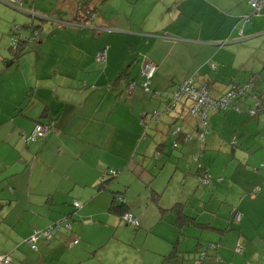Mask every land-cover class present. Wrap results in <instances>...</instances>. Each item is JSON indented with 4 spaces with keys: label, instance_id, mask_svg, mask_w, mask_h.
<instances>
[{
    "label": "crops",
    "instance_id": "obj_1",
    "mask_svg": "<svg viewBox=\"0 0 264 264\" xmlns=\"http://www.w3.org/2000/svg\"><path fill=\"white\" fill-rule=\"evenodd\" d=\"M45 1L50 0L41 2L49 13L44 20L57 24L54 32L43 39L32 30V35L22 33L25 52L19 61L8 63L17 43L9 26L0 24V257L9 255L10 264H116L104 244L92 243L85 233L89 227H105L118 235L120 216L110 207L112 193H119L139 221L134 228L144 227L143 235L152 241L148 252L154 258L148 264H264V114L249 116L253 95L233 102L241 111H210L202 142L188 112L190 101H182L174 122L165 125L168 131L180 122L183 133L194 136L188 143L179 139L181 148H171L173 158L176 153L191 164H175L168 186L175 188L174 205H184L188 223L177 222L170 211L174 205L137 212L122 193L124 186L98 191L105 167L117 172L115 181L119 171L132 176L128 171L135 169L133 151H114L102 143H133L143 128L160 125L141 101L153 111L162 109L179 84L194 79L197 86L206 84L214 98L234 84L251 82L264 103V84L259 87L257 81L260 64L253 66L262 51L264 8L243 26L241 19L252 11L250 0H60L44 7ZM25 4L22 11L11 0H0V12L27 14L40 7L39 0H25L22 9ZM100 50H106V64L97 58ZM145 58L157 66L151 90L159 97L142 89ZM127 81L137 85L131 107L121 99ZM120 107L128 118L117 119ZM47 122L53 123L48 136L28 142L35 126ZM162 136L157 153L165 152L170 137ZM102 153L115 160L103 165ZM30 156L33 162L25 166ZM199 163L215 179L211 187L198 179ZM151 192L159 206L157 192ZM65 216L71 231L41 241L38 251L30 248L26 240L35 229ZM174 244L177 255L168 261ZM210 244L217 248L201 262L198 251Z\"/></svg>",
    "mask_w": 264,
    "mask_h": 264
},
{
    "label": "rangeland",
    "instance_id": "obj_2",
    "mask_svg": "<svg viewBox=\"0 0 264 264\" xmlns=\"http://www.w3.org/2000/svg\"><path fill=\"white\" fill-rule=\"evenodd\" d=\"M34 1L36 2L38 0H34ZM34 1L31 0L32 3H35ZM59 1L60 0H50L48 1L47 4H46L47 1H45L43 3V6L44 7L56 6L58 5ZM41 2L42 0H39L40 7L39 9H37V11L36 9H29L27 14L18 12L16 10H13L14 13H16L15 15L0 12V24H2L3 26L6 25V27L9 26L8 29L12 33L13 39H15L14 41H16L14 42L15 44L20 42L22 33L25 34V36H28L27 32H30L29 35L32 34L33 36L39 35L38 39L41 38L43 39L52 36V32H54L53 27H55L57 24L53 22H46V20H44L48 18L47 15L49 13L45 12L47 10L41 7L42 6ZM25 5L26 8L24 9H22L23 7L21 8V6H16V5H12V6H14V8L25 11L28 7L27 4ZM258 17L259 16L254 17L253 21L258 19ZM34 29L36 30L35 32H33ZM31 30H32V34H31ZM39 32L40 34H38ZM259 43H261V47L259 46V48H261L263 52L261 51L260 52L261 54L256 56L257 60L256 62H254L255 64L253 63L254 64L253 66L260 64L258 70H260V75L262 77H260L259 79L257 78L258 79L257 81L259 82L258 86L260 87L262 84H264L262 82V80H264V70L262 69L264 67V38L262 39V42ZM260 58L262 59L261 63H259ZM121 97H122L121 99H123L122 101L123 104H128L129 107H131L133 101L131 102L130 99L132 98V96H128L127 93L122 92ZM141 103L145 107L144 109L147 110V112L149 113L154 112L153 111L154 109H150L151 105L143 104L142 101ZM166 103L162 107V109H158L157 111H161V110L163 111L164 108L166 107ZM179 105H181V103ZM119 109H120L118 111L119 118L117 119L129 117L127 112L121 110L122 109L121 107ZM175 110L171 111L168 114L166 113L162 114V116L160 117L161 120L160 125L156 126V124H154L152 125L151 129L148 131H146V129L143 128L140 139H137L135 137L134 139L135 141L133 143L130 141L117 142V147H115L114 145L115 142L102 143L103 145H109V146L112 145L114 151L130 152V153H132V151L134 152L132 155V159H133L132 167L135 169H132V171H128L129 173H133L132 176L129 175L128 173H125L122 176V171H119V178L116 179V181L115 179L113 180L114 182H112L110 189H112L113 187L124 186L125 190H121L122 193H126L129 195V198L131 199L130 201L132 202L131 204L134 205L135 210L139 213L140 211H143L144 214L150 213L151 209L154 208L156 209V207H160V206L171 208L175 204V196L173 193L175 191V188L170 189L171 191H169L168 186H169V178L171 174L175 173L176 171L175 164H177L178 166L180 160H182L181 166L183 165L186 166L191 164V161L189 159H184L182 156H178L176 153L174 155L176 158H173L172 157L173 155L171 154L172 143L174 141L172 138V132L177 126H179L180 122L173 125L171 128H169L168 131H165L164 129H166L165 127L166 124L171 125L174 122L173 119L176 116ZM144 112L142 114H144ZM193 120L195 121V125H196L197 119H193ZM114 128L115 127L112 128V132L116 133ZM115 129L121 130L120 126H118ZM156 129H160V133H158ZM166 133L170 136L169 139H167L166 141L167 147L165 152L161 153V155L158 157L156 155L157 146L162 142L161 140L163 139V136L161 137V135L164 134L165 137ZM42 140L40 139L37 142H40ZM22 148L26 149L24 144L22 145ZM177 158H179V160ZM100 159L103 165L108 164L111 161L115 160V158H113L112 155L104 154V153L101 154ZM26 160L27 162H25V166H29L33 162L31 156ZM164 163L166 164L165 165L166 168L161 170V168L163 167L162 165H164ZM109 171L110 170L108 169V167H105L103 171L104 175L108 174ZM152 190H155L161 196L159 201L160 202L159 206L158 203L153 199V192H151ZM166 190L167 192L165 193ZM21 205L22 207L23 206L27 207L26 203H23ZM11 207L13 208V206ZM27 215H29V213ZM118 226H120L118 229V235L115 234L116 233L115 229L109 230L108 228L105 227L103 228L89 227L86 229L85 237L91 240L92 243L104 244L105 247L103 251L105 252V254H109L111 256V260L116 264H148L149 262H151L154 256L151 255V253L148 252V250L152 246L151 243L152 241L150 239H147V237L143 235L142 231L144 230L143 229L141 230V228L144 227L136 229L133 226L126 224L119 218H118ZM114 228L116 227L114 226ZM136 232L139 233L138 235L135 236ZM0 237H2V235H0ZM159 264H177V263H163L161 261L159 262Z\"/></svg>",
    "mask_w": 264,
    "mask_h": 264
},
{
    "label": "built area",
    "instance_id": "obj_3",
    "mask_svg": "<svg viewBox=\"0 0 264 264\" xmlns=\"http://www.w3.org/2000/svg\"><path fill=\"white\" fill-rule=\"evenodd\" d=\"M24 0H11V3L16 6L23 5ZM251 6V13L241 19V23L243 26L248 24L251 19L255 16L261 15V12L264 8V0H250L249 2ZM98 60L105 64L107 62V54L106 50L98 52L97 55ZM157 72V66L155 63L148 59L143 60L142 64V89L144 92L152 94L154 97H159L161 94L159 92H152L151 91V84L152 80L155 77ZM137 89V85L135 82L129 83L127 87V93L133 94ZM254 89V84L251 82L243 83V84H234L231 88L222 96L218 98H214L210 94V89L206 84L197 86L194 82V79H189L181 84H179L176 89L173 91L171 98L166 103V107L162 111H154L151 113V120L158 123L162 114L170 113L174 111L177 106L184 100L190 101L192 105L190 106L188 112L189 115L197 119V125L195 127L196 132L198 133V140L204 141L205 137L207 136L208 130V116L210 111H228V110H235L241 111V109L234 105L233 102L235 100L244 99L247 97ZM255 102L253 106L248 110V114L250 117L255 118L259 114H264V104L260 101L256 95L253 97ZM52 126L46 123H38L35 128L33 129L32 133L28 138V142H35L37 140L43 139L51 132ZM183 131L180 126H177L173 131V136L182 135ZM193 139L192 135L186 134L184 136V143H188ZM178 146L177 142L173 144V147L176 148ZM157 156H160V153H157ZM195 161L199 160L198 155L194 157ZM203 166L199 163V168L201 169ZM264 168V164L262 165ZM203 173L198 176V179L204 183L205 185L211 187L214 184L213 177L206 171L202 170ZM115 174V172H111ZM261 192V188L258 187L253 191V195H258ZM125 201L124 199H121ZM74 209L78 210L81 208L79 202H74ZM121 220L126 224H129L133 227H139V221L131 214L126 213ZM62 229L71 230L72 223L68 216L63 217L61 220L52 223L51 225L47 226L43 229H35L32 235L26 240L30 248L34 251H38V244L41 241H50L54 237V234L61 231ZM78 240L76 239L73 242V245H76ZM210 247L212 249H216L215 244H211ZM240 251V248H238ZM205 253H202V257H205ZM11 258L9 256H1L0 257V264H10Z\"/></svg>",
    "mask_w": 264,
    "mask_h": 264
},
{
    "label": "trees",
    "instance_id": "obj_4",
    "mask_svg": "<svg viewBox=\"0 0 264 264\" xmlns=\"http://www.w3.org/2000/svg\"><path fill=\"white\" fill-rule=\"evenodd\" d=\"M36 30L34 29L33 30V32H35ZM22 43V41L20 40V42L19 43H17V45H15V46H13L12 47V50H13V55H14V57L10 60V61H8V63H11V62H13V61H19L21 58H22V56H23V54H24V52H25V50L22 48L23 47V45L21 44ZM22 45V46H21ZM100 51H103V50H100ZM100 51H98V52H100ZM106 64V63H105ZM132 82H134V81H127V86H126V91H127V87H128V85H129V83H132ZM254 90V89H253ZM135 93V92H134ZM133 93V94H134ZM133 94H128L129 96H132ZM250 95H253V96H255V94H254V92L252 91L248 96H250ZM247 96V97H248ZM247 97H245L244 99H246ZM240 100H243V99H239V100H235L236 102L237 101H240ZM264 104V103H263ZM46 124H50L51 126H52V129H53V123H49V122H47ZM181 127V126H180ZM182 128V127H181ZM52 129H51V131H52ZM174 131V130H173ZM183 131V130H182ZM186 134H189V133H183L182 135H179V136H173V132H172V138L174 139V141H173V143H172V148H174L173 147V144L175 143V142H177V144H178V146L176 147V148H174V149H177V148H179L180 147V140L179 139H182V142L184 143V136L186 135ZM189 135H191V134H189ZM193 136V135H192ZM194 137V136H193ZM193 140V139H192ZM191 140V141H192ZM190 142V141H189ZM160 149V147H158V150ZM158 153H160V152H158ZM160 155H161V153H160ZM203 166V165H202ZM202 170H206L205 168H204V166L200 169L199 168V171H200V173L197 175V177L198 176H200L202 173H203V171ZM113 170H110L109 171V173L108 174H106V175H104V177L102 178V180H101V182H100V184L98 185V191H109L108 190V188L110 187V185L112 184V182H114L113 180L116 178V176H117V172L116 171H113V172H115V174H112L111 172H112ZM207 171V170H206ZM208 172V171H207ZM212 176V175H211ZM214 179V178H213ZM214 181H215V179H214ZM201 182V181H200ZM202 183V182H201ZM202 184H204V183H202ZM205 185V184H204ZM207 186V185H206ZM209 187V186H208ZM110 192V191H109ZM113 194V199H112V204H111V207H110V210H111V212H113V213H115V214H117V215H119L120 216V219L126 214V213H129V211H128V206H127V204H126V202L125 201H122L121 199H123L122 198V196H120V194L119 193H112ZM155 197H156V200H158L159 198H160V195H158L157 193H155ZM154 197V198H155ZM76 202V201H75ZM73 206H74V203H73ZM184 205L183 204H180V203H178V204H176V205H174L171 209H170V211H172V212H174V214L176 215V217H177V222L178 223H180V224H183V223H188L189 221H191V218H189L185 213H184ZM168 210H164V212H167ZM69 217V216H68ZM55 223V222H54ZM62 230H64V229H62ZM61 230V231H62ZM66 230V229H65ZM72 230V229H71ZM71 230H69V231H71ZM61 231H59V232H57V233H55L54 234V236L56 235V234H58V233H60ZM54 238V237H53ZM53 238H52V240H53ZM52 240H50V241H52ZM79 241V240H78ZM40 243V242H39ZM78 244V243H77ZM39 245V244H38ZM211 245V244H210ZM210 245H208V248L206 249V250H204V251H198L199 252V260L201 261V262H204V261H206L207 260V257H208V254H207V252H208V250L209 249H212L211 247H210ZM216 245V244H215ZM217 246V245H216ZM176 247H177V244H174V249L172 250V252H171V254L169 255V256H167L166 257V260H168V261H170L172 258H175L176 257V255H177V250H176ZM217 248V247H216ZM202 253H205L206 255H205V257H202ZM6 256H9V255H6ZM10 257V256H9ZM11 258V257H10ZM12 260V259H11Z\"/></svg>",
    "mask_w": 264,
    "mask_h": 264
}]
</instances>
